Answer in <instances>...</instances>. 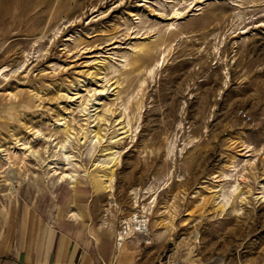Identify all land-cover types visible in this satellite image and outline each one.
Wrapping results in <instances>:
<instances>
[{
    "label": "rangeland",
    "instance_id": "1",
    "mask_svg": "<svg viewBox=\"0 0 264 264\" xmlns=\"http://www.w3.org/2000/svg\"><path fill=\"white\" fill-rule=\"evenodd\" d=\"M0 151V208L53 199L115 255L142 213L137 262L264 264V0H0Z\"/></svg>",
    "mask_w": 264,
    "mask_h": 264
},
{
    "label": "crops",
    "instance_id": "2",
    "mask_svg": "<svg viewBox=\"0 0 264 264\" xmlns=\"http://www.w3.org/2000/svg\"><path fill=\"white\" fill-rule=\"evenodd\" d=\"M38 200L0 208V264H146L129 245L112 254V239L106 243L86 214Z\"/></svg>",
    "mask_w": 264,
    "mask_h": 264
},
{
    "label": "built area",
    "instance_id": "3",
    "mask_svg": "<svg viewBox=\"0 0 264 264\" xmlns=\"http://www.w3.org/2000/svg\"><path fill=\"white\" fill-rule=\"evenodd\" d=\"M245 123L253 121L244 111H240ZM150 220L147 215L136 213L132 217L123 221L114 237V248L117 255L122 251L125 244L136 235H146L149 232Z\"/></svg>",
    "mask_w": 264,
    "mask_h": 264
},
{
    "label": "bare ground",
    "instance_id": "4",
    "mask_svg": "<svg viewBox=\"0 0 264 264\" xmlns=\"http://www.w3.org/2000/svg\"><path fill=\"white\" fill-rule=\"evenodd\" d=\"M70 138V137H69ZM46 141H49V142H53L54 140H52V137L51 138H48V139H46ZM59 145V144H58ZM64 147V145H61V147H60V149H62ZM248 147H246L245 149H247ZM249 149V148H248ZM247 149V152L249 151ZM243 150V149H242ZM0 152H2V151H0ZM17 174V173H16ZM56 175V174H55ZM17 177H19V173H18V176ZM5 178H8V177H5ZM73 178H74V176H73V174L72 173H69V174H66V175H63V176H60L59 178H58V180H57V183H63L64 181H66L67 179H69V180H71V182H72V180H73ZM9 180V179H8ZM11 181V180H10ZM11 182H13V181H11ZM103 184L100 182V181H98V189H101V187H102V189H106V190H108L110 187H111V185H112V178H109V185H106V186H102ZM147 210H148V208H147ZM116 254H117V252H115ZM118 256H115V258H117ZM116 261V260H115ZM114 263V262H113Z\"/></svg>",
    "mask_w": 264,
    "mask_h": 264
}]
</instances>
